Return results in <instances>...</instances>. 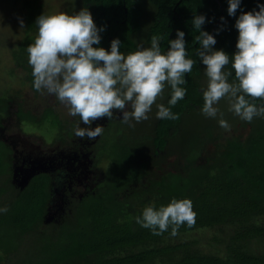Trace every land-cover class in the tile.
<instances>
[{"label":"trees","instance_id":"1","mask_svg":"<svg viewBox=\"0 0 264 264\" xmlns=\"http://www.w3.org/2000/svg\"><path fill=\"white\" fill-rule=\"evenodd\" d=\"M77 1V7L91 13L97 28L104 29L100 44L93 47L110 50L111 41L118 38L121 52L127 55L137 50L140 41L149 47L151 37L159 35L161 50L167 51L168 41L180 30L185 33L189 58L197 63L185 76L184 99L169 106L172 93L166 85L157 103L171 107L178 119H158L155 106L145 131L122 124L121 119L110 120L109 129L121 125L129 136L121 142L105 133L96 151L98 162L106 161L107 168L102 169L96 187L82 197H68L51 220L48 212L55 198L50 178L42 174L22 189L17 187L8 152L0 143V209L7 208L0 212V264H264V127H254L245 139H222L220 125L209 133L185 123L187 116L202 113V90L208 80L195 55L199 44L194 38L199 33L193 18L205 17L201 30L215 37L213 50L230 56L224 70L232 72V83L236 19L242 12L258 11L264 0H241L233 16L227 12L228 0H218L219 4L216 0ZM23 7L25 39L11 55L35 91L27 47L38 34L35 21L41 6L37 0H26ZM246 99L264 104V100ZM10 100L6 92L0 93V123L8 116ZM19 117L30 126L35 122L32 116L19 113ZM48 117L49 122L46 113L42 120ZM209 143L211 151L202 156ZM170 157L174 158L168 163ZM173 198L192 201L193 227L181 226L175 237L171 229L157 236L136 223L145 206H166ZM200 230H215L209 242L213 251L185 237Z\"/></svg>","mask_w":264,"mask_h":264},{"label":"clouds","instance_id":"2","mask_svg":"<svg viewBox=\"0 0 264 264\" xmlns=\"http://www.w3.org/2000/svg\"><path fill=\"white\" fill-rule=\"evenodd\" d=\"M241 0H228V15H235ZM258 11L242 12L236 19L238 31L236 52L231 56L235 81L230 83L232 72L224 69L230 56L223 50H213L216 39L202 31L203 15L195 16L192 25L198 30L195 55L205 66L207 87L202 90V113L206 117L220 116L219 125L230 129L217 105L227 98L229 111L251 123L264 116V104L257 106L251 100H264V5ZM223 21V17H221ZM23 28V21H19ZM38 34L27 47L28 63L32 68L33 88L42 94L55 97L68 109L72 117H79L75 135L81 139L95 140L104 128L96 121L112 119L114 110L122 113V122L130 127L132 120L148 119V113L162 98L165 86L171 88L169 106H175L186 96L185 76L197 63L189 58L185 47V33L177 30L176 38L168 41L167 51L161 50L159 35H153L149 47L138 45L137 50L125 55L120 40L113 39L110 50L99 45L100 32L91 13L82 8L78 13L56 12L41 14L36 18ZM219 31V30H217ZM158 119L176 120L178 114L171 107L156 104ZM130 108V110H129ZM95 126L93 127V124ZM7 208L0 209L6 212ZM196 213L190 199L173 198L166 206L154 203L144 207L142 215L135 218L141 227L161 235L171 229L175 237L183 225L193 227Z\"/></svg>","mask_w":264,"mask_h":264},{"label":"rangeland","instance_id":"3","mask_svg":"<svg viewBox=\"0 0 264 264\" xmlns=\"http://www.w3.org/2000/svg\"><path fill=\"white\" fill-rule=\"evenodd\" d=\"M25 1L26 0H0V93L6 92V95H8V97L12 99L10 100V107L12 110L10 109L11 111H8V116L5 118V121L10 119V123L15 122L16 124L17 116L15 114V104L18 103L21 105V108L23 110L30 111L35 117L39 116V113H41L45 105H50L52 107V105L54 104V109L58 107V110H60L59 112L62 111L60 115L61 120L73 121L69 117L70 115L68 114V109L64 105H62L55 97L48 95L46 92L40 94L39 92L32 90L31 84L24 80L26 72L20 67H17L12 59V50L17 48L25 39V32L27 30L26 20L24 17L25 10L23 7V3ZM37 1L38 4L41 6V14H53L62 11L71 15L78 13L81 10L80 7H77L76 5V2H78L77 0ZM20 20L23 21V28H21L20 26ZM140 45H143V41H140ZM19 100L20 102H18ZM158 101L159 99L157 100L156 104L158 103ZM156 104L152 106L151 112L148 113V119L142 120L143 123L142 121H131V124L134 125V128H142V131L146 130L153 117L152 111ZM217 107L219 108L220 112L223 113L222 118L225 119L230 125V129L228 130H225L220 126L223 129L220 131V136L222 139H230L235 137H241L242 139H245L254 127H264V116L255 117L251 121V123H249L240 119L238 116H235V114H231V111H229V102L227 98L222 99L217 105ZM225 112L230 115H226ZM118 118H122V113L118 115ZM48 119L49 117L46 121H43L41 123L36 122L32 126H21L20 129L21 131L34 132V140L36 143H41V138L39 137L41 135L44 138V145L47 148H53L56 146V144L53 143V140L55 139V137L58 136L59 132L51 125V122H53L54 119H50L49 123ZM219 119H221V117L217 116L213 119V121H211L210 117H206L203 113L196 112L192 115L187 116L185 119V123L186 125H193L197 129H199L196 131H200L204 128L207 129L206 132L213 133L215 131L214 127H217L219 125ZM121 128V125L113 126L112 128L106 131V134H112V136L117 137L119 141L125 142V138L129 136L130 133L127 131H121ZM119 134L121 135L119 136ZM212 147L213 144L209 143L205 148L206 150L202 153V156H205L207 152L211 151ZM173 158L174 157H170L167 162L171 163L173 161ZM96 168L97 170H104L105 168H107L106 161H100L96 165ZM88 183L89 184L87 186L89 187L91 183L89 181ZM95 187V185L91 186V190ZM59 193V189L52 191V195L55 198H57L56 194ZM83 194H85V189L82 184H76L73 186L72 198L79 197L80 195L82 197ZM60 204L61 202H56L55 204H53L52 209L50 210V219H52V217L55 216L57 211L60 210V207L62 206ZM214 235L215 230H200L185 235V237L190 240H197L199 242V245L205 251H213V248L211 247L209 242Z\"/></svg>","mask_w":264,"mask_h":264},{"label":"flooded vegetation","instance_id":"4","mask_svg":"<svg viewBox=\"0 0 264 264\" xmlns=\"http://www.w3.org/2000/svg\"><path fill=\"white\" fill-rule=\"evenodd\" d=\"M39 93L41 94V92ZM10 102L8 103V111L12 110ZM53 107H55L54 104L52 107L45 105L39 116L35 117L30 111L23 110L19 103L15 104L17 122L16 124L15 122L10 123V119L1 121L0 143L8 152L10 166L12 167V177L14 172H16L18 181L26 174L31 175V178L42 174L47 175L50 178L51 191L56 189L60 191L59 194H56L57 198L54 197L55 202L53 200V204L61 202L60 205H62L68 200V197L72 198L74 185L82 184L86 193L91 190V186L95 184L102 174V170H97L96 168L99 163L96 150L101 145L106 131L109 130L108 126L111 119L104 118L95 122L101 124L104 128L103 134L95 140H88L87 137L81 139L75 135V129L78 125L84 127L80 122V118L78 116H69L73 121H63L60 118L62 111L59 112L58 107L55 109ZM19 113L28 115V117L32 116L35 119L34 121L38 123L43 121L42 117L45 113L49 114L50 119H54L56 122L54 128L59 132L58 136L53 140L56 146L47 148L41 135L39 136L41 143H36L34 132L21 131V126L30 125L21 123ZM118 115H120V112L114 110L112 120L119 119ZM88 181L91 183L89 187L87 186L89 184Z\"/></svg>","mask_w":264,"mask_h":264},{"label":"water","instance_id":"5","mask_svg":"<svg viewBox=\"0 0 264 264\" xmlns=\"http://www.w3.org/2000/svg\"><path fill=\"white\" fill-rule=\"evenodd\" d=\"M216 2L219 4V1L216 0ZM16 172H14V175H13V183H15L17 185V187L19 188H23L25 185H27L28 181L30 180L31 178V175H28L26 174V176L22 177L20 181H18L16 179ZM53 195H52V199H53ZM52 206H53V203L50 204V207H49V212H48V220H51L50 217H51V213H50V210L52 209Z\"/></svg>","mask_w":264,"mask_h":264}]
</instances>
